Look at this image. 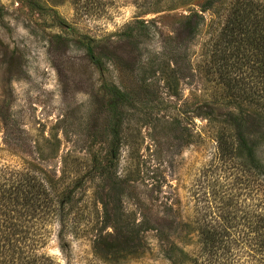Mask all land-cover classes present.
Instances as JSON below:
<instances>
[{
    "label": "rangeland",
    "instance_id": "1",
    "mask_svg": "<svg viewBox=\"0 0 264 264\" xmlns=\"http://www.w3.org/2000/svg\"><path fill=\"white\" fill-rule=\"evenodd\" d=\"M203 1L0 0V114H9V144L30 146L4 145L0 123V164L28 163L50 181L47 189L58 199L91 171L92 156L107 150L114 119L106 110L105 86L131 93L118 109L111 172L120 186L101 188L109 179L98 178L75 188L63 209L67 255L58 248L57 217L49 213L42 223L46 242L40 250L57 264H201L193 220L246 210L242 174L233 160L217 156L214 138L228 128L220 123L227 112L253 106L240 90H224L216 70L199 56L215 25L211 10L201 12ZM191 11L205 19L195 37L177 33L180 18ZM174 45L189 54L191 72L172 92L147 60ZM238 76L249 80L247 71ZM209 110L216 123L205 117ZM32 141L41 149L35 151ZM102 202L115 222L105 220ZM133 221L140 224L139 245L122 246L108 263L94 256L96 234H128ZM244 254L235 257L237 264H245Z\"/></svg>",
    "mask_w": 264,
    "mask_h": 264
},
{
    "label": "trees",
    "instance_id": "2",
    "mask_svg": "<svg viewBox=\"0 0 264 264\" xmlns=\"http://www.w3.org/2000/svg\"><path fill=\"white\" fill-rule=\"evenodd\" d=\"M221 1L202 2L201 12L211 10L215 20H211L210 24L215 25L199 56L216 70L224 90H240L242 99L253 106L252 110L244 112H227L220 123L226 122L228 128L224 126L217 130L214 138L217 156L222 161L223 157L233 160L237 171L242 174L246 201L243 208L246 210H242L241 216L229 215L231 212L228 211L223 216H217L218 219L208 214L202 220H193L197 223L198 254L195 260L201 264H237L235 257L244 252L245 264H264V0H225V4ZM204 22L201 13L191 11L180 18L177 33L199 36ZM173 38L169 37L170 40ZM179 49L175 45L169 50L163 48L162 57L154 55L147 60L151 69L155 68L162 75L165 88L172 92L178 79L186 78L191 72L187 60L189 54L187 51L180 54ZM87 53L95 59L92 47L87 48ZM246 71L249 80L238 76L239 72ZM105 91L106 110L114 119L108 129L107 150L102 157L92 156L91 171L75 178L58 199L54 200L47 189L52 188L50 181L34 173L28 163L27 166L25 162L18 166L0 164V264H57L49 254L40 250L46 242L42 223L49 213L57 217L58 248L67 255V216L63 209L72 202L75 188H82L86 179L95 181L98 178L103 182L109 179V184H102L101 188L120 186L119 181H113L111 172L117 159L118 109L130 101L131 93L113 83L106 85ZM227 95L229 101L236 100L237 95L230 92ZM204 113L210 123H216L211 110ZM8 119L9 114H0L4 135L2 143L21 151L24 147L29 148L27 144L13 142L15 144L11 145L6 140L8 134L12 139L13 132V129L8 130ZM32 142L35 151L41 149L35 141ZM102 204L105 220L115 222L106 202ZM139 227L140 224L133 221L128 234L116 230L115 234H96L92 246L94 256L103 255L107 263L110 262V256H116L122 246L134 245L139 240ZM136 244L139 245V242ZM166 257L170 258L168 254Z\"/></svg>",
    "mask_w": 264,
    "mask_h": 264
}]
</instances>
